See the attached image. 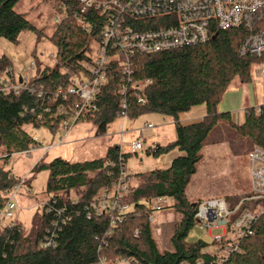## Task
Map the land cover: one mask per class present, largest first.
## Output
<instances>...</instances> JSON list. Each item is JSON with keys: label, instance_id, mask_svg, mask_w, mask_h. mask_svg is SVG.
<instances>
[{"label": "trees", "instance_id": "16d2710c", "mask_svg": "<svg viewBox=\"0 0 264 264\" xmlns=\"http://www.w3.org/2000/svg\"><path fill=\"white\" fill-rule=\"evenodd\" d=\"M59 1L65 7L67 5L69 17L58 23L49 36L57 45L58 65L38 69L28 81L22 82L24 88L18 93L13 90L0 93V157L4 159V164L0 165V209L9 190L19 182L5 164L14 153L38 145L28 127L47 126L52 131L60 127L66 115L57 112L63 96L56 98L55 93L59 89L68 92L70 76L80 72V62L90 60L93 46L101 38L103 17L92 13L89 15L92 18H88L90 26H83L74 17L79 9L77 0ZM18 2L0 0V37L17 42L25 30L35 31L40 37L42 33L26 14L15 11ZM247 34V30L241 28L222 30L204 44L133 58L134 78L143 81L149 78L152 82L146 89L145 104L138 103L135 90L130 88L128 117L135 119L148 113L169 116L174 122L175 140L152 149L150 153L159 156L178 149L183 154L166 168L132 174L131 189L125 198L131 206L128 218L114 228L102 252L110 260L125 256L136 258L143 264H182L185 261L195 263L200 258L204 264H212L211 255L202 252L210 243L204 239L188 240L190 229L197 224L196 212L200 201L191 202L186 188L203 158L204 146L221 123L250 139L254 146L264 148V113L256 114L254 107H248L244 110L243 121L236 123L231 112L219 110L227 89L235 81L251 83V69L262 60L256 55L239 54L240 43ZM8 68H12V61L5 54H0V78L10 75ZM118 70L116 67L111 69L107 82L101 87L98 109L84 117L102 132L115 120L120 109L122 78ZM28 89H34V92ZM41 91L43 97L39 96ZM79 100L70 96V101ZM197 105H206V116L199 122L183 125L180 114ZM49 107L51 110L47 111ZM22 112L24 116H21ZM118 150L113 145L105 156L93 160L70 162L56 157L50 163L40 165V168L48 170V194L60 205L66 204L71 220L59 231L57 246L53 248L41 245L51 223V216L44 207L33 217V228L29 233L20 224L7 225L0 231V264H96L100 253L99 241L95 237H102L109 230V219L106 216L88 218L85 207L113 180L116 169L106 166V163L117 156ZM131 154L126 153L125 159ZM77 187H83V191L76 199L59 194ZM159 195L171 198L173 203L169 208L181 214L171 237L173 251H161L152 235L149 204L153 197ZM73 200L76 201L74 205ZM137 228L141 232L140 237L134 235ZM223 264H264V215L258 219L255 233L245 238L239 251L231 254Z\"/></svg>", "mask_w": 264, "mask_h": 264}, {"label": "built area", "instance_id": "2783aa9c", "mask_svg": "<svg viewBox=\"0 0 264 264\" xmlns=\"http://www.w3.org/2000/svg\"><path fill=\"white\" fill-rule=\"evenodd\" d=\"M79 9L75 12V19L83 26H90L88 18L92 13L103 17L101 38L95 43L97 46L96 58L90 54V60L80 62L82 66L78 74L70 76L68 92L59 89L55 96H63V102L57 106L58 113H64L60 127L67 132L91 111L98 109V96L101 87L107 82L108 74L116 67L121 75L120 93L122 95L120 117L122 126L129 119L127 95L130 88L135 90L137 101L146 103V89L152 80L147 78L136 80L133 58L136 55L154 54L162 51L181 49L208 42L217 32L230 29H246L248 34L242 39L239 46L240 55H256L262 60L253 65L260 67L257 74L261 77L264 87V0H77ZM67 7V5H66ZM59 1L58 11L63 19L69 17L68 11ZM93 52V50H92ZM34 66V64H32ZM10 75L2 76L0 93L14 91L18 93L23 87L19 77L17 80L11 68ZM253 74V72H252ZM27 89V88H26ZM34 92V89H28ZM43 97L44 93L39 92ZM70 96L79 98V101H70ZM51 99V96H49ZM66 100V102H64ZM68 107V108H67ZM256 114L264 113V101L254 106ZM51 108H47L50 111ZM27 108L24 109L26 113ZM24 112L21 116H24ZM154 124L148 122L141 127L139 136L127 145L129 153H137L143 149L144 133L153 129ZM125 134L121 132V137ZM37 146L20 153L30 154L35 150H42L45 154L55 147L54 144L42 145L39 138H35ZM64 137L60 138L61 145ZM117 156L108 161L106 166L116 169L115 176L110 184L104 186L85 207L88 218L107 217L109 230L102 237H95L99 241L100 255L96 264H143L133 257H117L110 260L103 254L109 236L114 228L126 222L131 206L125 202L131 189L132 172L126 167L125 154L122 144L116 145ZM249 169L251 190L234 205L224 197H213L201 200L196 212L197 224L207 230L206 236L211 238L209 245L202 249L213 258L212 264H223L231 254L239 251L241 242L255 233L258 219L264 215V148L254 146L249 154ZM19 182L7 193V200L0 209V223L10 219L16 209H19L17 199L18 190L22 186ZM49 197L42 207L51 216V223L42 240V247L57 246L59 231L71 220L66 204L60 205L57 199ZM171 198L164 195L153 197L149 206V221H154L153 213L169 208ZM72 204H76L73 200ZM213 230H221L220 235L213 236ZM135 237H140L137 228ZM211 248V249H210ZM182 264H204L202 259L195 263L188 261Z\"/></svg>", "mask_w": 264, "mask_h": 264}, {"label": "rangeland", "instance_id": "374dc122", "mask_svg": "<svg viewBox=\"0 0 264 264\" xmlns=\"http://www.w3.org/2000/svg\"><path fill=\"white\" fill-rule=\"evenodd\" d=\"M58 7L59 0H19L16 4L15 11L25 13L28 20L42 33L38 37L35 31L25 30L20 33L17 42L0 37V54H5L12 61L11 69L17 80L19 77L30 79L38 69L58 65L57 45L49 39L58 24L56 18L61 20L63 17ZM96 50L97 46L94 45L92 52L94 59L97 56ZM260 67H255L252 71L253 84L262 82L257 74ZM61 70L64 71L65 68ZM237 84L235 82V85ZM254 88L257 91V87ZM243 119L244 110L240 112L239 122ZM122 121L120 117H116L107 125L105 132L100 131L98 126L84 118L80 119L67 134L62 127L57 128L56 131H52L47 126L28 127L31 134L40 139L42 145L54 144L55 147L46 154L39 150L28 155L18 152L8 159L5 167L23 183L17 193L19 209L14 211L12 218L4 219L0 223V231L10 224H20L26 233L31 231L33 217L42 210L43 203L50 197L47 192L48 170L45 167L40 168V165L50 163L56 157H62L70 162L89 161L105 156L111 146L120 143L122 150L129 153L127 145L137 139L141 127L151 122L154 128L145 131L143 149L127 157L126 167L133 174H139L166 168L171 164L168 161L172 159L171 152L175 149L159 156L150 153L152 149L175 139V126L169 116L148 113L135 119H127L123 126ZM122 131L125 132L123 137H121ZM61 137H64V141L58 145ZM253 147L254 144L250 139L243 138L229 125L221 123L202 150L203 158L186 188L187 198L191 202L213 197H224L231 203L241 200L251 190L248 154ZM0 160V165L4 164V159L0 157ZM37 163L39 165L34 169ZM82 191L83 187H77L59 194L76 199ZM170 201L172 203V200ZM153 217L152 235L159 249L173 251L171 237L175 225L181 220V214L173 208H166L154 212ZM206 234V229L195 224L188 233V240L204 239L209 242L211 238ZM220 234L221 230L212 231L213 236Z\"/></svg>", "mask_w": 264, "mask_h": 264}, {"label": "crops", "instance_id": "0c3cea01", "mask_svg": "<svg viewBox=\"0 0 264 264\" xmlns=\"http://www.w3.org/2000/svg\"><path fill=\"white\" fill-rule=\"evenodd\" d=\"M235 82H237L238 84L235 85ZM235 82L227 89L226 93L224 94L223 99L219 105V110L221 112H231L234 121L236 123H240V112H242L248 107H254L255 105L264 101V87L262 82H260L259 84H253V82ZM254 86L257 87V91H255ZM206 114V105H197L192 107L189 111L181 113L179 118L180 122L183 125H189L201 121L203 117L206 116ZM182 154L183 152L178 149H175L171 152L170 158H172L171 160L173 161V159ZM171 160H169L168 163L172 162Z\"/></svg>", "mask_w": 264, "mask_h": 264}, {"label": "water", "instance_id": "95a60500", "mask_svg": "<svg viewBox=\"0 0 264 264\" xmlns=\"http://www.w3.org/2000/svg\"><path fill=\"white\" fill-rule=\"evenodd\" d=\"M20 82L22 83V79H20Z\"/></svg>", "mask_w": 264, "mask_h": 264}]
</instances>
